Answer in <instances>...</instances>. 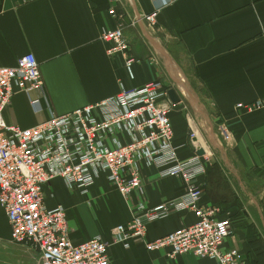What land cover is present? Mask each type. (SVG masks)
<instances>
[{
    "label": "crops",
    "instance_id": "0c3cea01",
    "mask_svg": "<svg viewBox=\"0 0 264 264\" xmlns=\"http://www.w3.org/2000/svg\"><path fill=\"white\" fill-rule=\"evenodd\" d=\"M152 11H157L154 28L142 18ZM118 26L135 61L131 71L120 54L107 53L101 39L103 30ZM29 52L40 64L49 106L41 91L14 95L3 116L22 127L47 120L50 111L65 114L114 96L121 81L128 88L154 80L170 82V89L183 86L198 134L202 130L196 113L207 122V137L199 134L203 147L211 144L219 152V164L203 159V202L219 206L222 217H231L233 233L225 245L238 248L241 264H264V240L248 217L260 210L256 201L264 199V107H237L264 99V0H0V66H13ZM31 98L40 99L39 111ZM184 110L171 114L182 159L194 152ZM210 124L218 126L221 137ZM144 174L145 198L137 193L123 198L105 177L85 195L67 189L57 178L46 185L45 201L50 207L67 208L76 242L96 235L111 242L113 228L131 218L139 201L154 207L185 191L181 178L161 177L156 170ZM0 216L6 221L2 212ZM195 220L192 211L184 210L150 221L145 237L133 239L129 248L109 247L110 264H220L193 254L170 258L166 249H145V242ZM259 225L264 231V220Z\"/></svg>",
    "mask_w": 264,
    "mask_h": 264
},
{
    "label": "built area",
    "instance_id": "2783aa9c",
    "mask_svg": "<svg viewBox=\"0 0 264 264\" xmlns=\"http://www.w3.org/2000/svg\"><path fill=\"white\" fill-rule=\"evenodd\" d=\"M110 13L120 16L114 9ZM156 16L157 11H152L142 18L154 28ZM101 39L107 43V53L120 54L131 71L135 61L129 56L123 27L103 30ZM36 91L42 92L49 106L40 64L32 52L20 56L13 66H0V212L6 217L10 240L29 247L36 264H110L112 244L129 248L133 239L145 237L150 221L184 210L193 212L195 222L145 242L147 251L166 249L170 258L193 254L220 264H241L238 248L225 245L233 233L231 217H222L219 206L203 202L200 177L206 173L203 159L209 153L197 154L204 147L192 130L188 139L193 155L179 156L171 114L180 102L171 101L169 87L162 81L134 88L121 81L116 95L65 114L50 111L47 120L32 127L6 122L3 112L12 97ZM39 101L30 99L36 111ZM237 107L251 111L264 107V99ZM146 170L181 178L185 191L154 207L139 201L131 218L113 228L111 242L101 235L76 242L67 208L50 207L45 201L46 185L57 178L67 189L85 195L105 177L123 198L133 193L145 198Z\"/></svg>",
    "mask_w": 264,
    "mask_h": 264
},
{
    "label": "rangeland",
    "instance_id": "374dc122",
    "mask_svg": "<svg viewBox=\"0 0 264 264\" xmlns=\"http://www.w3.org/2000/svg\"><path fill=\"white\" fill-rule=\"evenodd\" d=\"M185 74V73H184ZM186 78V76H184ZM163 84L166 87H172L173 85L169 82V83H164ZM176 85V84H174ZM174 88V87H173ZM175 90H177L181 96V101H180V105L182 106V109H185L184 111L186 112V116L191 120V124H193V127L196 131V133L198 134L199 131V127L196 128L195 126V122L192 121V117L191 115H194V110L188 100L185 99L183 96H185L184 93V87L183 86H177L176 88H174ZM187 92V90H186ZM188 93V92H187ZM186 97V96H185ZM181 109V110H182ZM195 117V121L198 122L200 129L202 130L201 132H199L200 136H202V134H204L207 137V122L201 117V114H197L194 116ZM194 122V123H192ZM212 132L213 133H217V135L219 137H221L220 131L218 130V126L217 125H212L210 124ZM205 132V133H204ZM203 137V136H202ZM201 137V138H202ZM206 146L208 147L209 150V154L208 156H206L205 161L206 163H212L215 164H219V152L217 150V148L213 147L211 144H206ZM263 199V198H261ZM257 200V206L260 208V210H254L255 214L254 217H252V215H248V217L250 219H252V223L255 227V232L260 236V239L264 240V231L261 229L259 223L262 222V220H264V199L263 200ZM255 206V205H254ZM256 209V207H255ZM242 214V212H241ZM1 217V216H0ZM7 225V221H3L1 222V218H0V264H36V257L35 254L32 252V250L25 246V245H21V244H16L13 243L10 240V234H9V230L8 227H6Z\"/></svg>",
    "mask_w": 264,
    "mask_h": 264
},
{
    "label": "water",
    "instance_id": "95a60500",
    "mask_svg": "<svg viewBox=\"0 0 264 264\" xmlns=\"http://www.w3.org/2000/svg\"><path fill=\"white\" fill-rule=\"evenodd\" d=\"M168 94H169V97H170V99H171V101L173 103L177 104V103L180 102V97L177 94V92L175 91V89H173V88L169 89ZM175 109H177V110L178 109H182V106L180 104H178V105L175 106ZM190 129H191V131L195 130L194 127H193V124H190ZM205 153H207V150L205 148H201V149L197 150V154L198 155L202 156Z\"/></svg>",
    "mask_w": 264,
    "mask_h": 264
},
{
    "label": "bare ground",
    "instance_id": "6f19581e",
    "mask_svg": "<svg viewBox=\"0 0 264 264\" xmlns=\"http://www.w3.org/2000/svg\"><path fill=\"white\" fill-rule=\"evenodd\" d=\"M197 135L199 137V134H197ZM199 141H200L201 145H204V141L201 137H199ZM204 148L208 151V149L206 147H204Z\"/></svg>",
    "mask_w": 264,
    "mask_h": 264
}]
</instances>
